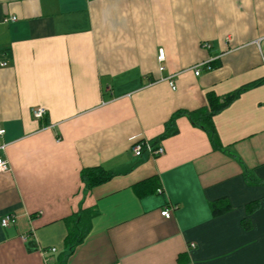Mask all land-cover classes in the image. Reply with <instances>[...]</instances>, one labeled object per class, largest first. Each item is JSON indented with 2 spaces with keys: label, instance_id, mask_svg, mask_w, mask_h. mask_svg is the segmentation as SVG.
<instances>
[{
  "label": "crops",
  "instance_id": "1",
  "mask_svg": "<svg viewBox=\"0 0 264 264\" xmlns=\"http://www.w3.org/2000/svg\"><path fill=\"white\" fill-rule=\"evenodd\" d=\"M263 78L264 0H0V264H264V84L214 117L220 150L187 115Z\"/></svg>",
  "mask_w": 264,
  "mask_h": 264
},
{
  "label": "trees",
  "instance_id": "2",
  "mask_svg": "<svg viewBox=\"0 0 264 264\" xmlns=\"http://www.w3.org/2000/svg\"><path fill=\"white\" fill-rule=\"evenodd\" d=\"M264 84V78L255 82L246 84L236 90L235 92L225 96L224 98H218L214 94H209L208 101L209 107L202 108L200 110L187 113L190 120L195 126L203 129L213 146L214 149L220 150L222 148L217 131L214 125V117L227 108L233 101L238 99L243 93L249 91L252 88L259 87ZM175 115L166 125L165 132L155 141L154 145L158 144V141L174 136L178 133L176 127ZM111 175L103 170H85L82 173L83 181L89 186L93 187L100 183L105 182ZM257 207V203L250 204L248 210L254 211ZM231 208L227 200L221 199L210 204V210L213 216H218ZM93 212L90 210H80L77 214H74L67 220L68 234L66 237V247L69 251H73L77 246L82 244L90 233L91 219Z\"/></svg>",
  "mask_w": 264,
  "mask_h": 264
},
{
  "label": "built area",
  "instance_id": "3",
  "mask_svg": "<svg viewBox=\"0 0 264 264\" xmlns=\"http://www.w3.org/2000/svg\"><path fill=\"white\" fill-rule=\"evenodd\" d=\"M12 20H15V18H12ZM203 47L206 49H210L211 45L203 44ZM158 60L159 62H163L165 60L164 50L159 51ZM163 69L164 68L161 67L160 70H163ZM212 69H213L212 62L209 61V62L200 64L199 66L195 67L194 74L195 76H199L203 70L210 71ZM170 85L172 89L174 90L176 89V87L174 86V83L171 80H170ZM31 112H32L33 118L36 120L43 119L44 116L47 114V110L43 107H35L32 109ZM4 134H5V130L0 125V136H3ZM4 150H5L4 146L0 147V152H4ZM133 153L136 157H141L143 153H147L151 158H158L164 155L165 149L163 148V146L159 144L154 145L153 142L151 141H141V142H137L134 145ZM7 171H9V162L5 159L3 155H0V174L5 173ZM162 216L168 219L171 217V214L169 210L167 209L162 212ZM16 221H17V218L14 214H7L1 219V226L3 228H8L9 226L15 224ZM55 251H56L55 249L51 250V252H55Z\"/></svg>",
  "mask_w": 264,
  "mask_h": 264
}]
</instances>
